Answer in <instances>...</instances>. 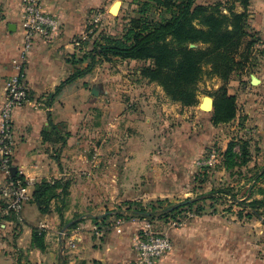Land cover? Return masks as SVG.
Masks as SVG:
<instances>
[{
	"label": "crops",
	"instance_id": "crops-1",
	"mask_svg": "<svg viewBox=\"0 0 264 264\" xmlns=\"http://www.w3.org/2000/svg\"><path fill=\"white\" fill-rule=\"evenodd\" d=\"M105 2L46 0L47 12L60 21L62 30L50 40L36 38L29 53L25 73L30 98L14 114L13 168L34 179L35 183L28 188L31 195L35 184L43 179L70 181V194L62 215L60 198L52 201L50 211L45 214L29 200L23 207L22 220H4L0 224V264H127L136 258L133 246L136 220L118 221L117 227L98 237L92 218L104 215L127 199L145 198L152 193L168 194L180 177L188 175V163L175 164L173 167L182 171L172 168L175 172L166 176L171 187L161 189L159 184L163 181L159 179L164 176L159 163L151 158L153 136L135 133L134 143H129L120 138L116 128H111L113 123L125 121L129 116L134 120L131 124L142 129L157 113L153 92L156 82L142 78L140 69L136 73L142 80L129 83V90H123L119 81L109 80L108 72L102 69L107 67V62H101L92 73L66 83L54 98L50 96L76 67L86 66L75 63V58L89 51L92 45L86 44V40L81 46L76 42L86 32L93 9ZM263 10L264 0H251V32L260 36V47L264 50ZM22 18L23 0H0V104L6 96V82L16 72L12 60L19 56L24 41ZM259 60L258 68H264V52ZM124 61L131 65L140 62ZM93 88L98 94L93 93ZM118 89L132 95L135 114L120 108L126 103L115 96ZM229 93L235 94L230 89ZM205 97L199 96V103L191 107L204 108L209 103ZM211 111H203V115L213 125ZM141 138L144 141L140 145ZM4 182L5 176L0 173V186ZM74 222L77 224L71 227ZM36 230L44 234L45 249L33 240ZM167 233L172 240L178 239L177 230ZM172 251L160 264H175L177 260L168 256ZM218 255L221 250L215 249L214 257Z\"/></svg>",
	"mask_w": 264,
	"mask_h": 264
},
{
	"label": "rangeland",
	"instance_id": "rangeland-1",
	"mask_svg": "<svg viewBox=\"0 0 264 264\" xmlns=\"http://www.w3.org/2000/svg\"><path fill=\"white\" fill-rule=\"evenodd\" d=\"M117 1L120 2V9L114 14L110 9ZM146 1L148 0H106L103 6L93 9V11L101 12L103 17L97 25L89 26L93 29L89 35L90 44L92 45L95 38L101 40L108 35L122 36L126 25L133 17L139 15ZM217 1L223 2V9L225 8L226 12V8L232 3H236L237 11L244 10L239 0H197V3L211 4ZM157 14L159 10L156 11ZM91 16L92 13L90 18ZM246 40L248 39H245L236 55L237 60H244L241 54L246 52L244 51ZM260 44L261 42L254 44L250 59L243 63L245 66L238 67L227 83L220 77L209 76L207 72L198 83L199 96L204 94L211 97L208 93L224 84L227 85L228 90L235 93L238 115L231 123L210 125L208 119L204 118L203 111L211 110L204 108L200 110L175 102L165 93L163 87L156 83L157 87L153 92L158 109L151 122H147L141 127L142 129H139L131 124L134 120L127 116L125 121L111 125L112 129L118 130L120 138H125L129 143H134L133 135L137 133L145 136L149 133V136H153L151 158L159 163L160 171L164 176L163 179H159L163 181L159 184L161 189L171 187L166 176L175 172L172 168L182 171L173 167L176 166L175 164L178 166L182 162L189 164L188 175L184 174L182 178H179L177 184L173 186L174 190L168 194L156 193L155 196L152 193L149 195L152 197L146 195L145 198H140L145 204L162 198L167 199L164 206L180 203L185 205L187 199L192 201L213 189L230 190V194L222 193V197L215 201L200 197L201 201L199 200L197 204L192 207H183L176 217L169 219L159 217L128 219H135L138 223L136 235L143 233L149 225L154 231L177 230L178 239H173L174 248L168 255L177 260L175 264H244L246 261L264 264V224L256 216L239 217L238 212L242 211L241 206L232 198L233 194L239 200L249 196L248 189L253 184L252 178L255 172L264 167V68H258L260 65H257L261 63L259 57L263 55L264 50ZM124 60L116 57L110 61L105 60L107 67L102 69L108 72L109 80L119 81L122 84L120 87H124L123 90H129L127 87L129 83L142 80L136 70L140 69L143 62L131 65ZM208 68L209 66L206 65L205 70L207 71ZM253 75L263 79V82L252 84ZM142 78L145 77L142 76ZM129 94V91L119 90L115 96L126 103L120 107L124 109L123 112L135 114L134 100ZM148 124H151V127ZM143 141L141 138L140 145ZM244 141H249L251 151L250 161L246 164L241 163V144ZM232 143L234 156L227 159L225 152ZM209 160L212 162L210 163ZM261 186L264 187V181L256 183L254 197H264V194L257 191ZM121 204L124 206L123 201ZM119 206L120 204L117 203L109 210L115 211ZM200 206L202 210L198 209ZM110 220L112 221L109 231L119 225L118 221H124L116 220L115 217H111ZM65 225L66 222L61 227ZM218 242L221 244L219 245ZM215 249L221 250V255L216 258L214 257Z\"/></svg>",
	"mask_w": 264,
	"mask_h": 264
},
{
	"label": "trees",
	"instance_id": "trees-1",
	"mask_svg": "<svg viewBox=\"0 0 264 264\" xmlns=\"http://www.w3.org/2000/svg\"><path fill=\"white\" fill-rule=\"evenodd\" d=\"M239 2L243 11H237L236 3H232L226 8L227 12L225 8L223 9L224 5L221 1L211 4L197 3V0L144 2L139 15L130 20L122 36L108 35L102 39L100 37L101 40L95 38L91 49L75 58V63H86V66L76 67L51 93V98H54L66 83L74 82L92 73L99 63L116 57L143 62L140 67L143 77L162 86L165 93L175 102L184 106L197 105L198 83L206 72L209 76L220 77L227 83L238 67L245 66L243 63L250 59L254 44L261 42L260 36L251 32L249 11L251 0H239ZM157 10L159 14L156 15ZM91 25L89 21L87 28ZM245 39H248L244 50L246 52L241 54L244 60H237L236 55ZM86 44H90L89 39ZM191 44L196 46L191 47ZM206 65L209 66L207 71ZM208 94L214 98L211 117L213 125L229 124L237 118V97L229 93L227 85L224 84ZM61 137L64 140L65 137ZM45 138L48 139L49 136L45 135ZM229 147L225 152L227 159L234 156L233 143ZM241 151V163L246 164L251 158L249 141L242 142ZM252 179L253 184L248 189L249 196L239 200L233 194L232 198L241 206L239 217L256 216L264 224V197L253 196L256 192L254 190L256 183L264 181V167L257 170ZM70 186V181L43 179L35 184L31 201L36 203L39 210L45 214L50 211L52 201L60 198L62 206H59V210L62 215L70 194ZM257 191L264 194V187H259ZM222 193L230 194V190L213 189L200 197L215 201L222 197ZM200 197L192 201L187 199V204L180 203L172 210L169 209L175 206L174 204L164 206L167 199L159 198L148 204L141 199H127L123 201L124 206L120 204L117 210H108L104 215L95 216L92 220L100 229L108 231L111 217H115L116 220L136 217L169 219L176 217L183 207L197 204ZM1 203L5 206L3 200ZM198 209L203 208L200 206ZM2 219L15 221L13 215H6ZM76 224L77 222H74L71 227ZM33 240L41 249H45L43 232L36 230L33 233Z\"/></svg>",
	"mask_w": 264,
	"mask_h": 264
},
{
	"label": "built area",
	"instance_id": "built-area-1",
	"mask_svg": "<svg viewBox=\"0 0 264 264\" xmlns=\"http://www.w3.org/2000/svg\"><path fill=\"white\" fill-rule=\"evenodd\" d=\"M45 3L46 0H23L24 41L19 56L12 60V66L16 72L6 82V96L0 104V173L5 176V182L0 186V199L5 204L0 207V224L4 223L2 217L6 215H13L15 219L22 220L23 207L32 199L28 188L35 183L34 179L24 176L22 171L13 172V154L16 145L14 114L30 98V87L25 71L28 56L36 38L43 37L50 40L62 30L60 21L47 12ZM91 17L90 23L97 25L102 20L103 14L95 10ZM92 32V28H87L76 43L81 46L83 41L89 39ZM209 162L212 161L209 160ZM16 174L17 177H15ZM94 231L100 237L105 230L95 225ZM71 245L74 246L73 243ZM173 246V240L167 232L154 231L149 225L143 233L134 237L136 258L128 261L127 264H160L162 258L173 249Z\"/></svg>",
	"mask_w": 264,
	"mask_h": 264
},
{
	"label": "water",
	"instance_id": "water-1",
	"mask_svg": "<svg viewBox=\"0 0 264 264\" xmlns=\"http://www.w3.org/2000/svg\"><path fill=\"white\" fill-rule=\"evenodd\" d=\"M117 2H119V1H117ZM116 4V3H115ZM120 9V8H119ZM196 46V44H191V47H195ZM251 83L252 84H254V85H256V84H259V83H261V79L259 78V77H257V76H255V75H253L252 76V79H251ZM93 93L94 94H98V92H97V89L96 88H93ZM205 99L206 100H209V103H207V105H204V109H206V110H212L213 108H214V98H212V97H205ZM16 169L14 168L13 169V172L14 173H16ZM179 204H177V205H175V206H173V207H171L169 210H172L174 207H176V206H178ZM67 227V226H66ZM65 227V228H66Z\"/></svg>",
	"mask_w": 264,
	"mask_h": 264
},
{
	"label": "bare ground",
	"instance_id": "bare-ground-1",
	"mask_svg": "<svg viewBox=\"0 0 264 264\" xmlns=\"http://www.w3.org/2000/svg\"><path fill=\"white\" fill-rule=\"evenodd\" d=\"M119 8H120V2H114V4H112L110 10L115 14L119 11Z\"/></svg>",
	"mask_w": 264,
	"mask_h": 264
}]
</instances>
